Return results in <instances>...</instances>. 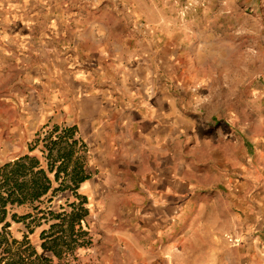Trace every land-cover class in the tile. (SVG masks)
<instances>
[{
    "label": "rangeland",
    "instance_id": "1",
    "mask_svg": "<svg viewBox=\"0 0 264 264\" xmlns=\"http://www.w3.org/2000/svg\"><path fill=\"white\" fill-rule=\"evenodd\" d=\"M129 70L172 93L142 111L160 139L87 188L69 264H264V0H0V167Z\"/></svg>",
    "mask_w": 264,
    "mask_h": 264
},
{
    "label": "trees",
    "instance_id": "2",
    "mask_svg": "<svg viewBox=\"0 0 264 264\" xmlns=\"http://www.w3.org/2000/svg\"><path fill=\"white\" fill-rule=\"evenodd\" d=\"M87 153L77 127L44 126L27 156L0 167V264H69L80 249L93 245L85 222L89 202L79 195L92 179L86 171ZM64 193L75 201L59 212L44 208L46 201L50 205ZM17 227L26 231L19 238ZM38 230L40 250L48 256L31 243Z\"/></svg>",
    "mask_w": 264,
    "mask_h": 264
},
{
    "label": "crops",
    "instance_id": "3",
    "mask_svg": "<svg viewBox=\"0 0 264 264\" xmlns=\"http://www.w3.org/2000/svg\"><path fill=\"white\" fill-rule=\"evenodd\" d=\"M87 30L90 31L88 28ZM95 34L94 30L91 33L87 32V43L100 47L97 51L98 56L100 61L105 63L102 56L106 54L107 49H104L105 45L102 46L103 39ZM136 78L137 75L129 70L127 77L123 78L124 90H121V94H118L117 90L112 93L116 96L115 99L104 87L90 91L89 95L93 96V102L87 109L80 112L78 122H74L75 124L71 126L78 128L79 138L88 149L85 156L86 171L92 179L83 184L79 190V195L86 199L87 188L95 186L92 184L97 183V176L104 179L113 174L110 163L112 159L119 161L118 166L133 170L139 167V160L144 157L142 153L148 154L152 145L154 150V140L160 139L156 137L154 129L150 130L151 128L146 125L145 128L141 127L140 124L146 122L149 116L148 114L142 115V111H153L156 107L159 109L164 104L161 102L165 101L164 95L172 96V93L166 92L165 89L163 92V89L150 85L148 77H141L140 82ZM169 96L167 101L171 99ZM169 105L167 103L165 107ZM28 154L29 150L28 153L17 156L8 163ZM122 174L123 171L119 172V175ZM74 201L72 194L64 193L54 198L52 204L60 206L64 202L68 204ZM61 207L65 206H60L59 209Z\"/></svg>",
    "mask_w": 264,
    "mask_h": 264
}]
</instances>
